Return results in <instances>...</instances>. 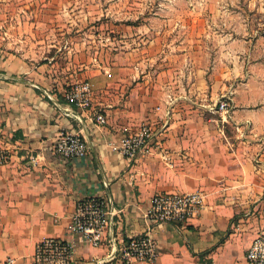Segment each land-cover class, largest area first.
I'll return each mask as SVG.
<instances>
[{"label":"crops","instance_id":"0c3cea01","mask_svg":"<svg viewBox=\"0 0 264 264\" xmlns=\"http://www.w3.org/2000/svg\"><path fill=\"white\" fill-rule=\"evenodd\" d=\"M64 4L0 0V149L12 153L0 164V264L9 257L32 264L46 237L74 241V264H124V240L151 227L158 258L132 264H248L252 241L264 233V100L253 81L231 90L217 66L210 72L181 44L179 23L167 27L157 15L125 21L123 31L116 25L105 47L84 29L67 34ZM103 55L107 66L96 58ZM83 79L93 83L89 110L64 96ZM228 93L223 122L214 107ZM97 112L106 124L95 122ZM143 123L157 133L149 153L127 159L113 149ZM71 132L87 141L85 157L54 152ZM188 192L204 195L198 216L149 222L154 194ZM89 197L114 211L98 247L69 230L78 201Z\"/></svg>","mask_w":264,"mask_h":264},{"label":"rangeland","instance_id":"374dc122","mask_svg":"<svg viewBox=\"0 0 264 264\" xmlns=\"http://www.w3.org/2000/svg\"><path fill=\"white\" fill-rule=\"evenodd\" d=\"M63 11L67 34L84 29L86 38L100 47L107 46L116 25L124 30L125 21L157 15L167 27L178 22L181 44L196 50L195 57L205 59L210 72L217 66L231 90L253 81L264 100V0H66ZM96 58L107 66L110 57Z\"/></svg>","mask_w":264,"mask_h":264},{"label":"built area","instance_id":"2783aa9c","mask_svg":"<svg viewBox=\"0 0 264 264\" xmlns=\"http://www.w3.org/2000/svg\"><path fill=\"white\" fill-rule=\"evenodd\" d=\"M93 83L88 80L77 81L64 93L68 103L79 110H89L93 106ZM232 103L229 96L218 99L214 110L221 115L223 122L228 121ZM170 111L167 113L170 116ZM95 122L99 125L107 123L103 112H97ZM156 132L150 123H143L140 129L132 134L124 135L120 141L113 144L114 150L127 159H136L149 153L153 147ZM53 150L65 158H82L88 154L87 141L77 132L64 133L57 139ZM12 153L0 149V164L11 161ZM32 163L37 157H31ZM204 202L201 192L188 193H156L152 196L146 211V217L151 224L183 223L199 215ZM114 211L108 209L106 203L98 197L84 198L78 201L72 216L69 230L77 235L79 240L98 247L102 244L104 231L114 224ZM152 227L144 234L124 240L120 255L124 264L133 262L153 263L158 258L160 246L151 232ZM76 243L60 237H46L36 245L32 264H74V249ZM246 260L248 264H264V233L258 235L251 243ZM15 260L9 257L6 264Z\"/></svg>","mask_w":264,"mask_h":264}]
</instances>
